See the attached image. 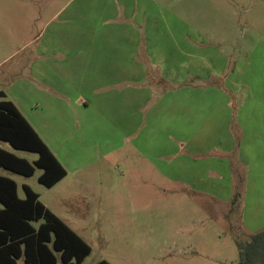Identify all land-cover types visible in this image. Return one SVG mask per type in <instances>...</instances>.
<instances>
[{
	"label": "rangeland",
	"instance_id": "obj_1",
	"mask_svg": "<svg viewBox=\"0 0 264 264\" xmlns=\"http://www.w3.org/2000/svg\"><path fill=\"white\" fill-rule=\"evenodd\" d=\"M66 51L114 64L88 75L101 87L96 106L95 90H72L93 101L80 111L35 72ZM132 52L140 70L122 67ZM182 89L198 100L183 102ZM0 91L69 176L48 189L40 169L0 175L21 197L30 186L78 230L93 250L82 264H238L235 235L264 229L251 231L244 217L254 196L264 199V0H0ZM114 178L124 183L120 200L95 202ZM64 193L86 199L62 201Z\"/></svg>",
	"mask_w": 264,
	"mask_h": 264
},
{
	"label": "trees",
	"instance_id": "obj_2",
	"mask_svg": "<svg viewBox=\"0 0 264 264\" xmlns=\"http://www.w3.org/2000/svg\"><path fill=\"white\" fill-rule=\"evenodd\" d=\"M0 98H5L2 92ZM0 142L38 155L30 162L0 147V168L24 177H32L40 169L43 172L38 181L47 188L67 176L66 169L18 107L6 99L0 100ZM23 190L25 198L21 199L17 183L0 175V264H20V260L26 264H82L91 255V246L46 208L30 186L24 185ZM235 238L238 264H264V229L250 239L238 234ZM96 264L111 263L102 260Z\"/></svg>",
	"mask_w": 264,
	"mask_h": 264
},
{
	"label": "crops",
	"instance_id": "obj_3",
	"mask_svg": "<svg viewBox=\"0 0 264 264\" xmlns=\"http://www.w3.org/2000/svg\"><path fill=\"white\" fill-rule=\"evenodd\" d=\"M123 47H124V45H123ZM137 49L138 48H136L135 50H137ZM64 53L65 54H62V56L65 59L55 61V58L58 57L57 55H56V57H53L52 55H48V59L47 60H44V61H41V62H37L35 64V72H37L38 74L44 73L45 77H48L47 79H44V80L46 82L48 81L50 83L49 85L53 89H58L60 92H63L65 95H67L69 98H71L76 103L80 102L79 105H77L75 103L80 111L84 110V109H88L92 105L93 101L92 100H86V101H83L81 103L80 96H78L72 90L79 91V90H81V89H83L85 87L90 88L92 90H95L93 92V98H94V106H96V104L99 102V97L101 96L100 95V91H99V89L101 87L99 85H94V83L88 79V75H91L92 73L93 74H102L100 72L101 70H104V71L107 70L108 72H110V71H112L110 69V67L114 68V64L110 60H105L104 58L102 60H99L98 59V55H94V53H98V52H91L90 53V57H89V55H82L81 54L82 52H80V54L75 56V59L72 57L73 54H71V52L66 51ZM109 56L110 57H122L121 53L120 52H116L115 50H112L110 52ZM132 56H133V52L130 54L129 60L127 62H125L126 59H122V63H123L122 67H125L127 65L129 67L130 66V62H131V66H132V62H135L133 64L134 70H136V71L140 70L141 69V64H139L140 61L138 59H135L133 61ZM94 59H97V60H94ZM55 64L57 65V67L55 69H53L52 71L50 69H48V65L53 68ZM39 65H40V67L42 66L43 71H41L39 69V67H37ZM127 88H129V85H127ZM195 90H196V88H195ZM179 91H181L182 95L185 97L183 102L190 103L193 100H198L197 98L192 96L193 94H192V91L190 89H187V90L182 89V90H179ZM0 92H2L5 95V98H1V100L2 99L8 100L7 99V95L4 93V91H0ZM11 100H12V102L14 101L13 99H11ZM11 100H9V101H11ZM172 102H174V101H172ZM13 103L18 107L19 111L23 114V112L21 111L19 105L15 101ZM203 103L207 105V109L205 110V112H207L206 116L207 117L211 116L212 112H211V109L209 108V106H210L209 104H211V100H209V104L206 103V102H203ZM187 114L188 115L191 114V110L190 109L188 110ZM24 117L29 121V119L25 115H24ZM29 123L37 131V133L40 135V137L47 144L49 149L53 152V154L57 157L59 162L63 165V167L67 171V176L65 178H63L61 181H59L55 186L52 187V188H55L58 185H60L61 183H64L66 178L69 176L67 166L64 164V162L62 161L61 157L56 153V151L51 148V146L44 139V137H42V135L38 132V130L34 127V125L30 121H29ZM223 130L225 131L226 129L223 128L221 131H223ZM221 134H222V132H221ZM86 165L87 164H85L84 162L78 163L77 164V170L81 171L82 169H84V167ZM123 184H124L123 180L120 179V178H114V179L108 181V185L112 186V188H111V192L112 193L111 194L107 193L106 195L99 193L98 195H94V201L95 202H103L109 197L112 200V203L114 201L120 200L119 194L117 195V192L120 191V188L118 189V186H121ZM52 188H48V189H52ZM63 190H64V188H63ZM107 190H109V189H107ZM18 195H19V198H21V199L25 198V192H24V197L20 196V194H19V186H18ZM39 197H40V195H39ZM85 197L86 196L74 195V196L69 198L68 194L64 193L61 196V200L62 201H67V202L70 201V200L78 201L80 199L81 200L86 199ZM136 199L142 200L141 189H139V194H138V197H136ZM40 201H41V197H40ZM43 205L46 208H48L52 213H54L56 216H58L60 219H62L61 215H59L58 213H56L54 211V208H55L54 205L48 206L45 203H43ZM71 209L73 211H80L81 210L80 207H78V206H74L73 207V205H71ZM98 210L101 211V213H102V211L104 212V209L102 208L101 205H98ZM245 212H246V214H245L244 217H246V220H247L248 217L251 218L250 223L245 222V224L247 225V227L251 231H255V230H258L259 228H263L264 227V199L262 197H260V196L259 197L258 196L255 197L254 196V198H252V204H251L250 209L248 210V212L247 211H245ZM89 213H90V211L88 212V214ZM62 220L87 243V241L80 235V233H78V230L75 229L73 227V225H71L67 220H64V219H62Z\"/></svg>",
	"mask_w": 264,
	"mask_h": 264
}]
</instances>
